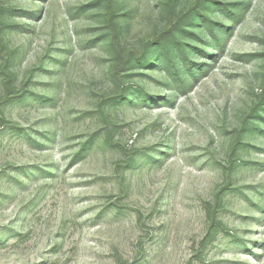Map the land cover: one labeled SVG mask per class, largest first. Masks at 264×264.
Returning <instances> with one entry per match:
<instances>
[{
  "label": "rangeland",
  "instance_id": "rangeland-1",
  "mask_svg": "<svg viewBox=\"0 0 264 264\" xmlns=\"http://www.w3.org/2000/svg\"><path fill=\"white\" fill-rule=\"evenodd\" d=\"M216 1L0 0V264H264V0Z\"/></svg>",
  "mask_w": 264,
  "mask_h": 264
},
{
  "label": "trees",
  "instance_id": "trees-1",
  "mask_svg": "<svg viewBox=\"0 0 264 264\" xmlns=\"http://www.w3.org/2000/svg\"><path fill=\"white\" fill-rule=\"evenodd\" d=\"M210 5H207L206 3H203L202 5L198 6L199 11H196V15H192V17L190 18H186V16H183L182 19L179 21V23H177L176 28H174V32H178L181 36H184V34H188V32H186L185 30H183L182 26L184 25H194L196 22H200L203 24L206 23V26H208L209 28H211V22L209 24H207V18L206 15L203 13V11H207V10H211V8H215L217 9V11H225L226 14L229 13V16H231V12L228 9V7L226 5H223L221 3H219L216 0H209ZM109 3V9L112 11L113 10V3H117L116 0H109V2H107V4ZM196 16H198L196 18ZM198 19V20H197ZM114 28H116V26L113 23ZM118 30L119 27L117 26ZM175 33H171L169 38H165V39H159L156 40L153 44L154 47H156L158 50H160L159 48L162 49L163 53L166 52V54H163L164 57H166L165 61H169V59L172 57V49H169V46L171 43L176 42L174 35ZM189 35V34H188ZM190 35H192L190 33ZM178 50H180L182 53L185 51L184 47H178ZM140 62H142L143 64H149L151 61L147 60L146 56H143L139 59ZM262 105H264V95L263 97L260 99V107H262ZM261 109V108H260Z\"/></svg>",
  "mask_w": 264,
  "mask_h": 264
}]
</instances>
